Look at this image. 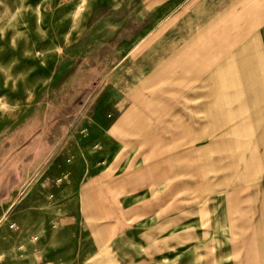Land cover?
<instances>
[{
  "label": "rangeland",
  "instance_id": "1",
  "mask_svg": "<svg viewBox=\"0 0 264 264\" xmlns=\"http://www.w3.org/2000/svg\"><path fill=\"white\" fill-rule=\"evenodd\" d=\"M176 3L0 0V130L91 23L83 57L143 46L116 81L100 144L89 130L72 145L71 187L50 199L41 190L17 219L11 210L16 225L0 224V264H238L229 253L240 236L225 247L226 195L258 204L264 232V32L195 33L200 48H173L188 34L160 26ZM209 40L233 47L206 48Z\"/></svg>",
  "mask_w": 264,
  "mask_h": 264
},
{
  "label": "crops",
  "instance_id": "2",
  "mask_svg": "<svg viewBox=\"0 0 264 264\" xmlns=\"http://www.w3.org/2000/svg\"><path fill=\"white\" fill-rule=\"evenodd\" d=\"M163 21L165 24L160 26V32L167 33L174 24L176 34L187 33L185 38L190 39L187 41L183 36L179 41H171V47L200 48L199 41L193 40L195 33L217 34L219 38L218 34L228 32H264V0H177L175 9L168 11ZM96 31L93 23L87 26L85 36L69 47L60 64L51 68L46 84L34 92L30 104L0 130V224L16 225L10 220L11 210L15 209L17 219L18 212L23 213V209L30 206V200L34 203L39 199L36 194L41 190H47L50 199L69 189V181L77 176L72 166V145H84V135L89 130L99 131L91 142L98 145L101 132L110 126L116 81L122 79L120 76L125 70L132 68L127 60L130 57L136 61L143 46L133 44L123 53L117 46L112 57L100 51L83 57L84 51H92L88 39ZM152 33L150 30L149 35ZM211 41L206 48L233 47L228 41L218 42V45ZM242 47L247 46L243 44ZM194 53L187 59L192 61L197 57ZM122 64L126 66L123 69ZM161 70L164 71L159 75L163 79L168 66H162ZM151 80L152 77L150 83ZM73 105L77 106L73 108ZM73 110L76 112L74 118ZM133 116L137 118V114L128 117ZM73 129L79 130L80 136L73 137ZM245 198L247 196L240 195L239 200H232L225 196L221 214L225 247L228 237L232 241V235L240 236L244 245L238 249L230 242L229 254L239 253L238 264H264L263 207L260 206L262 217L258 221L255 211L258 204L254 206L249 202L245 206Z\"/></svg>",
  "mask_w": 264,
  "mask_h": 264
}]
</instances>
